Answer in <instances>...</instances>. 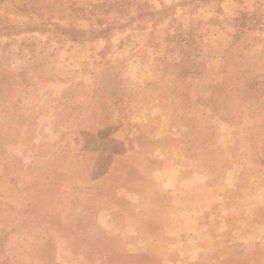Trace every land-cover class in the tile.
<instances>
[{"label":"rangeland","instance_id":"rangeland-1","mask_svg":"<svg viewBox=\"0 0 264 264\" xmlns=\"http://www.w3.org/2000/svg\"><path fill=\"white\" fill-rule=\"evenodd\" d=\"M0 264H264V0H0Z\"/></svg>","mask_w":264,"mask_h":264}]
</instances>
